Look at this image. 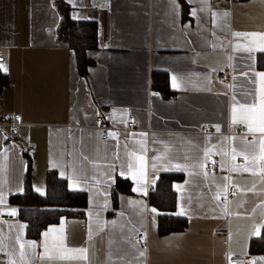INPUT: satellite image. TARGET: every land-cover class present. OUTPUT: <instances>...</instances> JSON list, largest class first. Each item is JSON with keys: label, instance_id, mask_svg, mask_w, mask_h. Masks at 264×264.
Returning <instances> with one entry per match:
<instances>
[{"label": "crops", "instance_id": "crops-1", "mask_svg": "<svg viewBox=\"0 0 264 264\" xmlns=\"http://www.w3.org/2000/svg\"><path fill=\"white\" fill-rule=\"evenodd\" d=\"M62 1L94 24L82 74L55 36V0H0V116L19 115L13 138L0 125V208L26 182L43 194L48 171L85 203L36 238L0 215V264H264L248 248L264 225V133L248 130L264 110V0ZM162 174L169 203L152 193ZM79 248L86 259L63 251Z\"/></svg>", "mask_w": 264, "mask_h": 264}, {"label": "trees", "instance_id": "trees-1", "mask_svg": "<svg viewBox=\"0 0 264 264\" xmlns=\"http://www.w3.org/2000/svg\"><path fill=\"white\" fill-rule=\"evenodd\" d=\"M54 5L58 14L55 36L57 39L65 41L72 49L76 69L79 74H82L85 66L90 63L89 58L85 55V50L95 46L94 24L88 20L71 19L68 16V7L62 0H55ZM4 82V74L0 72V89ZM155 88H158L162 94H166L162 89L163 86L161 88V84H157ZM168 176L162 174L158 177L152 193L158 190L163 198H167L165 202L169 203ZM119 182L116 180L115 184H119ZM8 203L15 208L16 218L24 222L25 235L36 238L40 230L47 224L56 222L60 216H80L85 197L81 192L67 190L64 181L53 172L48 171L45 175L43 194L33 192L26 182L21 193L9 196ZM159 227L161 230L167 228L161 224ZM248 248L249 252L264 254V225L259 235L250 239Z\"/></svg>", "mask_w": 264, "mask_h": 264}, {"label": "built area", "instance_id": "built-area-1", "mask_svg": "<svg viewBox=\"0 0 264 264\" xmlns=\"http://www.w3.org/2000/svg\"><path fill=\"white\" fill-rule=\"evenodd\" d=\"M96 127L99 128L100 130H103L105 127L102 125L100 118L96 117ZM19 124V115L18 113H5L3 115L0 116V125L3 126L5 128V131L7 133V136L9 138H13L16 134V129L17 126ZM126 126L127 127H134L135 126V122L132 119H128L126 121ZM211 129V125L210 124H203L200 125L199 127V131L201 132H206L208 130ZM237 132L239 133H244V128L242 126L238 127ZM101 137H104V134L101 133L100 135ZM228 159H230L231 161H241V159L236 156V155H228ZM206 169L207 170H211L212 169V163L211 161H208L206 164ZM150 189V187H149ZM233 191V187L229 186L225 189L224 191V195L221 197L222 200H225L226 197ZM144 236H145V232L144 229H137L135 231V233L132 236V241L133 242H137L140 243L144 240ZM227 262L229 263H243L248 261L247 257H243V256H227L226 257Z\"/></svg>", "mask_w": 264, "mask_h": 264}, {"label": "snow or ice", "instance_id": "snow-or-ice-1", "mask_svg": "<svg viewBox=\"0 0 264 264\" xmlns=\"http://www.w3.org/2000/svg\"><path fill=\"white\" fill-rule=\"evenodd\" d=\"M193 15H195V13H193ZM235 35L237 37L239 36H242V35H250V36H257L258 34L257 33H250V34H247V33H240V32H237L235 33ZM260 40L262 41L261 45L259 46V50L261 52H264V34H261L260 35ZM252 49H249V51H251ZM0 67H3V65H0ZM258 75L260 76L261 80H264V72H261V73H258ZM175 79V78H173ZM241 107H246L244 105H241ZM254 108H255V105H252L251 107H248L247 108V112L249 113V115H243L240 119L241 121L243 120H248V119H253L254 118ZM237 122V116H236V110H235V107L233 108V123H236ZM217 130L219 131V128H217ZM250 132L251 131H260L261 133H264V110H262V116H261V124L259 126V128L257 129H254L251 124L249 125V129H248ZM109 135H114L113 133H109ZM261 148H262V151H264V140L261 141ZM262 159H264V157H261ZM155 165H153L154 167ZM39 191V189H37ZM135 190V189H134ZM153 211H155V209H153ZM16 210L15 209H12V212L11 214H15ZM180 215H183V210L178 213ZM114 223V222H113ZM23 227V226H22ZM51 231V230H50ZM45 236L48 235V233L46 232L44 234ZM30 247L32 248H35V244H30L29 245ZM21 248H23V245H21ZM44 249H45V256L49 259V260H53V259H66L67 257H65L64 255H53L51 253H49V250H48V246L47 244L44 245ZM63 251L65 252H73V253H76L77 254V257H73V258H87L86 257V254H87V249L86 248H79V249H63ZM141 255H143V253H141ZM42 259L44 258V256L41 257Z\"/></svg>", "mask_w": 264, "mask_h": 264}, {"label": "water", "instance_id": "water-1", "mask_svg": "<svg viewBox=\"0 0 264 264\" xmlns=\"http://www.w3.org/2000/svg\"><path fill=\"white\" fill-rule=\"evenodd\" d=\"M12 208H0V215L5 216V215H13L11 214Z\"/></svg>", "mask_w": 264, "mask_h": 264}]
</instances>
